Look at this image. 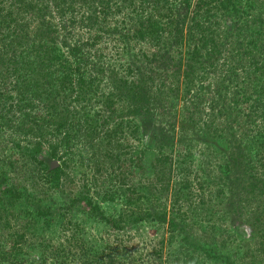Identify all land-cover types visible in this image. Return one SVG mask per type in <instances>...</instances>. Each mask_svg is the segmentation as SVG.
Returning <instances> with one entry per match:
<instances>
[{"label": "rangeland", "instance_id": "rangeland-1", "mask_svg": "<svg viewBox=\"0 0 264 264\" xmlns=\"http://www.w3.org/2000/svg\"><path fill=\"white\" fill-rule=\"evenodd\" d=\"M109 1L112 2L111 6L118 7L117 10L122 6V12L119 13L111 9V25L122 22L127 16H143L137 15L136 9L144 7V12L147 8L148 12L153 13L156 6L168 4L174 8L170 18L172 21L160 25L163 39L157 37V31L148 38L134 36L129 41L125 37L126 40L119 45L111 41L110 34L107 35L103 29L98 30V26L94 25L93 34L105 33L98 45L100 50L109 47L100 59H91L94 62L100 61L101 66L106 68L104 85L99 93H95L97 95L77 100V92L73 94L71 89L57 95L55 90L59 85L55 84L52 97H46L43 101L29 100L36 102V106L25 107L18 120L10 123L0 115V174L4 170L8 171L10 181L14 182L17 178L25 191L30 193H36V186L45 182L42 166L32 159L39 137L23 132L21 125L18 126L22 122H28L35 131L45 128L48 133L44 138L46 143L53 140L56 144H67L70 152L65 157L69 160L71 173V181L65 184L62 182L58 188H51L50 198L44 201L52 209L65 214L64 218L57 214L48 226L40 219L38 233H30L29 237L23 239L17 245L20 251H16L13 246L22 230L21 222L27 219L26 214L31 216L36 211L29 209V205L24 206L25 201L19 202L23 207L9 210V227L3 228L6 216L1 215L5 210L0 206V264H88L89 247L100 248V255L107 264H161L156 245H160L163 238L166 240V261L170 252L180 250L184 241V227L186 231L187 227H191L202 244L214 254L210 258L205 251L198 250L196 262L199 264H264V195L263 181H260L264 165L263 162L256 163L258 166L253 172L257 174L254 176L248 170L245 171L244 167L234 165L231 154V150L237 147V143H234L236 135L241 138L245 136L241 128L246 120L251 130L246 138L264 134V0H252V7H249L252 3L248 0H235L237 8L243 10L240 9L236 18L235 10L215 7L217 2L212 5L208 0H144L143 5L137 0L136 4L129 0ZM44 10L45 16L32 17L31 35L25 39H16L18 41L13 43H18L22 49L28 45L32 60L43 56L44 47L40 42L55 39L62 46L66 38V28L63 27V16L66 14L60 15L56 5L54 7L50 1L44 4ZM34 12L38 14L37 9ZM245 23H249L252 28L250 30L254 31L263 25L260 44L250 46L249 41L253 37L247 29L241 36L237 35L240 26ZM40 26L39 35H36ZM50 28L54 31L52 34L40 35V31ZM161 28L165 31L162 32ZM81 30H84L82 39L85 40L88 37L87 30ZM201 35L210 39L208 49L216 52L213 59L215 64L205 65L210 63L208 59L192 63L195 70L193 83L196 84V91L200 90L196 93V100L200 102L193 103L201 109L202 119L189 122L184 115L188 111L187 105L191 104L184 100L188 90L187 80L184 77L182 79L181 73L177 74L176 71L182 60L185 64L182 70L187 72L186 63H190V52ZM32 41L38 43L39 49L34 47ZM62 47L68 53V47ZM250 50L252 53L246 57ZM113 67L118 72L116 76L112 75ZM131 67L133 71H130ZM55 69L50 68L49 78L62 79L66 71L58 65ZM4 71L0 69V72ZM148 71L154 77L146 93H149L150 102L144 101V96L135 90L126 91L116 87L118 84H130L137 77L144 78ZM19 73L13 77L14 80L18 76L21 79L32 74L26 69H20ZM46 82V78L38 80L34 86L38 94L43 95ZM9 94H14L13 98H9ZM17 98L19 96L14 91L0 88V111L5 106L8 108L11 103H17L14 102ZM111 98L116 101L112 107L111 102L107 101ZM142 103L144 107L139 110L137 105ZM45 104L53 107H46ZM39 114L42 117L36 116ZM251 116L253 122H250ZM211 123L217 124V127L227 124L228 129L222 130L225 135H216ZM55 126H58L59 135ZM52 133L56 136H51ZM46 143V148L39 153L40 159L48 154ZM140 152L144 154L143 172L136 161ZM160 156L172 159V165L169 161L165 165L159 164L157 158ZM258 157L255 156V162H258ZM15 159L16 164L11 165L10 161ZM169 167L172 168L168 182L170 190L166 194L168 198L163 199L170 217H175L177 221L176 226L170 222L157 224L145 221L114 229L104 219L90 215L77 206L72 207L70 203L72 197L83 191V184L88 180L92 195L101 202L106 216L119 217L128 204L127 185L155 181ZM256 181H260V184L252 189L251 184ZM185 183L190 186L187 187ZM65 185L68 186L63 188ZM94 190L102 193L97 195ZM105 193L112 194L114 200L102 201L101 196ZM176 196L180 200L173 206L172 198ZM158 197L151 193L143 194L134 204L152 207L158 199L162 201L161 196ZM173 207L185 216L172 213ZM21 212H25V215L19 214ZM68 215L73 216L71 218H74V223L75 220L81 222L80 233L77 235L84 242L77 249L74 248L70 255L61 250L66 236L77 230L74 224L65 229L64 222L69 219ZM47 242L52 243L50 247L44 246ZM184 244L185 253L187 244ZM3 254L7 256L5 260ZM92 262L103 264L101 259ZM166 262L168 264V260Z\"/></svg>", "mask_w": 264, "mask_h": 264}, {"label": "trees", "instance_id": "trees-1", "mask_svg": "<svg viewBox=\"0 0 264 264\" xmlns=\"http://www.w3.org/2000/svg\"><path fill=\"white\" fill-rule=\"evenodd\" d=\"M50 1V4H53L56 9L59 12L60 15L63 16L66 38L63 40V43H61L62 46L68 47V53L65 52L64 47L57 44V41L55 39L50 40V42H40V45L44 47V53L43 56H41L37 60H32L30 58L28 45L25 47V49H22L19 47L18 43L13 44L15 41H18L16 39H25L27 36H30L32 33L31 26H32V17L38 16V15H44V4L46 2ZM132 2V4H136L135 0H129ZM139 3H142L144 0H137ZM212 5L217 2L215 7L227 9V10H235V18L238 17L239 13L241 12V8H237V4L235 3V0H208ZM250 4L249 7L253 6V1L248 0ZM0 0V69H5L4 72H0V88H6L10 92H13L19 96V98L15 99L14 102L17 103H11L8 108L3 107V110L0 111L1 118L3 120H6L10 123H12L14 120H18L19 114H23L22 110L25 109V107H31L34 108L36 105V102L29 101L31 99H45L46 97L53 96L55 84L59 85V88L57 87L55 90V93L58 95L61 92H66L67 89H71L72 93L75 94V98L77 100H83L86 99L87 96H93L97 95L95 93H99L101 90V86H103L104 82V72L106 70L105 67L101 66L100 61H92V57L100 59L102 56H104L108 50L109 47L105 46L103 47L104 50H100L98 47L99 42L102 41V38H104L105 33H92L94 25H97V29H103L107 35L111 37V41L115 43V45H119V43H122L126 38L130 41L131 37L134 36L138 38H148V36H154L155 33L158 34L157 37L159 39H163L161 32H160V25L161 24H167L170 20L171 15L174 11V8L170 4L165 6H154L156 9L153 13H150L147 11V8L144 12V7L141 8V10L136 9L137 15L143 14V16H140V18L135 17H128L125 18L122 22L114 23L113 25L109 24V14L111 13V9H114L117 13L120 11L122 12V6L119 7H113L111 6V3L109 0ZM168 2V1H167ZM241 2V0H239ZM169 3V2H168ZM131 3H129L130 5ZM143 5V3H142ZM48 7V6H47ZM34 9L38 10V14L34 12ZM46 9V7H45ZM241 9V10H240ZM135 11V8H134ZM243 12V10H242ZM40 13V14H39ZM50 13V12H49ZM150 13V14H149ZM31 14V15H29ZM31 17V18H30ZM145 17V18H143ZM66 20V21H65ZM254 24V23H251ZM198 25H200L198 23ZM261 25V24H260ZM86 29L87 33L86 35L88 37L82 39V33ZM247 29L248 33H250L251 37H253L249 44L250 46H256V44H260V39L263 35V25L259 27L258 31L250 30L252 29L249 23H245L242 26H240L239 29V36H241L242 32ZM40 28L37 29L36 35H39ZM90 33H89V32ZM161 31H165L164 28H161ZM54 31L50 28V30H44L40 31V35H45L47 33L52 34ZM89 33V34H88ZM93 35V36H92ZM84 36V35H83ZM126 37V38H125ZM29 39V38H28ZM27 39V41H28ZM209 38H206L205 36H200L198 38V41L193 45L192 50L190 52V63H186L187 72L182 70L184 68L185 64L181 60V62L178 64L180 65L178 70L176 71L177 74L182 75L187 80L188 87L186 90V96H184V100L186 102H190L191 104L187 105L188 111L184 114L187 120L189 122L192 121H200L202 119V116L200 114L201 109H198L197 104H194L193 102H200L196 100V93H198L200 90L196 91L195 83H193V78L195 75V70H193V62H197L199 59L206 60L208 59L210 63H205V65L210 64V66H214L215 62L213 61L214 54L216 53L215 50L208 49L209 45ZM264 41V40H263ZM28 43V42H27ZM32 44L34 47L39 49V45L37 42L32 41ZM37 44V45H36ZM26 50V51H25ZM104 51V52H103ZM252 53L250 52L246 53V57ZM22 58H21V57ZM20 57V58H18ZM75 61V63H74ZM38 62V63H37ZM37 65H36V64ZM59 66L61 69L66 71V74L64 77L61 78H55V80L50 79L48 76V73L50 71V68H54L55 66ZM39 66V68H38ZM184 66V67H183ZM102 67V68H101ZM36 68V69H33ZM105 68V69H104ZM20 69H26L28 72H31L32 74H29L28 78H21L19 79L17 77L16 80H14L13 77H16V75H20ZM113 72L112 75L116 76L118 75L117 70H115V67L112 68ZM56 70V69H55ZM97 70V72H95ZM130 71H133V67L130 68ZM150 71L148 73H145L144 78L137 77L136 79L132 80L130 84H118L116 85L117 88H120L122 90L126 91H137V94H141L144 96L143 100L146 102H150V96L146 94L149 91V88L152 85V81L154 80V77L150 75ZM184 75H183V74ZM76 76H72L75 75ZM86 74V75H84ZM116 74V75H115ZM13 80H12V79ZM46 78V83L44 86V92L43 95L38 94V89L34 86L38 84L39 79ZM200 78H206L205 76H201ZM10 79V82H9ZM58 82H57V81ZM164 81V80H163ZM123 84V83H122ZM144 90V92L142 91ZM34 91V93H33ZM99 91V92H98ZM91 94V95H90ZM14 94L10 95L9 98H13ZM112 97V96H111ZM140 100V99H139ZM110 103V107L114 105L116 102L113 100V98L107 100ZM141 101V100H140ZM26 102V103H21ZM43 104V102H40ZM29 104V105H28ZM46 107L52 108L53 106L49 104H45ZM138 109L144 107V103L137 105ZM191 106V107H190ZM29 113L28 111H25ZM37 117H42L41 114L36 115ZM253 122L254 118L251 116ZM56 124V123H55ZM21 125V130L27 134H34L35 136L39 137L37 142L35 143V149L34 153L32 154V159L37 160L42 166V174L45 176V182L40 186L37 185L36 187L37 192H27L25 191V188L23 185H21L14 177L11 176L12 179H14V182L10 181V175L8 171L4 170L3 174H0V206L4 207V210L1 215L6 216L3 228L9 227V210L13 208H17L18 206H22L19 202L25 201V205H29V209H34L36 211V214L33 213V215L29 216L26 214L27 219L22 224V230L18 233V236L16 237L15 243L13 248L16 251H20L21 248H18V244H21V241L25 239L26 237H29L30 233L37 234V228L40 224V219L45 223L46 226L50 225L54 219L56 218V215H60L64 218L65 214L57 212L55 209H52L50 206L47 205V203H44L45 200L50 198L49 190L53 187L58 188L63 182L64 184L68 181H71V173H70V165L69 160L65 157L70 151L67 150V144L60 143L56 144L53 140H50L49 143L44 142V138L46 137L47 132H45V128L41 131L34 130L33 127H31L28 122H22V124H18V126ZM53 125V123H52ZM213 129H215V134L220 136L225 135V132H223V128L228 129L227 124L218 125L215 123H211ZM57 128V134L60 132L58 129V126H55ZM243 129V135H249L251 130L248 128L247 120L242 125L241 131ZM136 132L138 129L136 128ZM234 133V131H232ZM59 135V134H58ZM51 136H56V134H51ZM235 137L234 143H237V147L235 150H231V154L233 155L234 165L238 166L239 168L244 167L245 171H249L251 174L256 176V172H253L254 168L256 170V167L258 166L259 162H263L264 165V143L263 138L264 134L262 136L257 135V137L252 138H246V137ZM45 143L47 144L48 148V154L44 156V158H39V153L43 151L45 147ZM232 143V142H231ZM230 143V145H231ZM64 148V150H63ZM257 151V152H256ZM258 157V162H255V156ZM137 157V165L139 166L141 172L145 171V166L143 163V152H140L139 156ZM238 160V161H236ZM16 159L11 160L10 164L15 165ZM157 161L160 163H165L167 161L170 162V165H172V159L168 158L167 156H160L157 158ZM187 171H189V166H187ZM170 169L165 170L161 175H158L156 180H150L147 184H128L127 185V192H128V204L126 206V210L119 215V217L109 218L106 216L104 208L102 207V204L99 200H95L91 189L88 185V180L83 184V191L79 192L76 197H72L71 204L72 207H78L80 210L87 212L90 215L98 216L100 219H104L106 222H108L114 229H121L124 228L126 224H141L145 221L152 222V223H167L170 222V224L177 225V221L175 217H170L168 206L165 203L166 201L164 199L168 198V191L170 190L168 182H170L171 176L169 175L171 173V167ZM9 175V176H8ZM260 181H263V195H264V173L262 179ZM260 181H256L251 184V188L255 189L259 186ZM9 182V183H8ZM187 187L190 186L189 183H185ZM68 185H65L63 188L67 187ZM70 186V185H69ZM141 190V191H140ZM95 194L99 195L102 192L98 190H94ZM143 191L145 193H143ZM147 191V192H146ZM154 194L157 196H161V200L159 202V199L155 201L154 205L151 206H135L134 203H137L141 198V195L143 194ZM158 197V198H159ZM163 197H165L163 199ZM102 201H110L114 200V196L112 194H104L101 196ZM179 196H176L173 201V206L179 203ZM88 206L89 208L86 209L84 206ZM23 207V206H22ZM85 207V208H84ZM25 209V208H24ZM86 209V210H85ZM176 207L172 208V213L176 212L177 216L184 217L185 214L183 212H179L175 210ZM255 209V208H254ZM59 210V208H57ZM256 210V209H255ZM12 212V211H11ZM26 212V210H25ZM25 212H21L19 214L25 215ZM14 213V212H13ZM27 213V212H26ZM258 214V212H257ZM263 215H264V204H263ZM69 216V215H68ZM73 216H69V219L65 220L64 223H66L65 229H69V226L71 224L75 225V228L77 230L70 233L66 238L64 239V242L62 243L61 250L66 253L67 255H70L72 253V250L75 248L77 249L80 244L84 243L83 240L77 235V233H80V229L82 224L81 222L75 220L74 218H71ZM257 217V216H256ZM2 218V217H1ZM4 219V218H2ZM1 219V221H3ZM262 218H260L261 220ZM63 222V221H62ZM174 226V227H175ZM187 230L185 227L182 229L184 232L183 236V243L180 245V250H175L173 252L169 253V259L168 264L174 263V264H199L196 261L198 260L196 252L198 250L205 251V254L207 257L212 258V251L208 249L206 246L202 244V240L197 238V233L192 230L191 227H187ZM37 232V233H36ZM264 233V232H263ZM264 237V236H263ZM166 240L164 238L160 241V245H156V253L158 258L160 259L161 264L167 263L165 261V253H164V243ZM184 243L187 244V248L185 249L184 253ZM50 242L44 243V246L50 247ZM90 250L89 254V262L88 264H93L92 261L95 260H102L103 264H107L105 262V258L100 255V248L99 249H93L91 247L88 248ZM111 249V247L109 248ZM2 250V249H1ZM155 251V250H154ZM8 253V252H7ZM214 255V254H213ZM101 256V257H99ZM2 258L4 260L7 258L6 254H3ZM69 259V258H68ZM164 260V261H163ZM184 260V261H183ZM194 261V262H193ZM67 264V262H65ZM134 264V263H133Z\"/></svg>", "mask_w": 264, "mask_h": 264}]
</instances>
